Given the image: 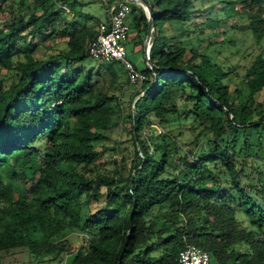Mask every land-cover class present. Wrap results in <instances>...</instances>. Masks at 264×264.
Here are the masks:
<instances>
[{"label":"trees","instance_id":"obj_1","mask_svg":"<svg viewBox=\"0 0 264 264\" xmlns=\"http://www.w3.org/2000/svg\"><path fill=\"white\" fill-rule=\"evenodd\" d=\"M48 1L0 0V70L13 72L0 80V264L63 260L73 230L85 240L67 264H178L188 245L212 264H264V0H240L254 46L219 78L210 45L199 53L179 40L204 1L146 0L152 68L139 86L120 63L88 56L99 22L76 12L85 4L64 0L58 12ZM103 1L106 12L115 5ZM128 4L135 38L146 35L147 13ZM34 39L65 47L36 57ZM128 86L140 93L125 115ZM125 117L128 138L105 145ZM106 152L115 158L104 173Z\"/></svg>","mask_w":264,"mask_h":264},{"label":"rangeland","instance_id":"obj_2","mask_svg":"<svg viewBox=\"0 0 264 264\" xmlns=\"http://www.w3.org/2000/svg\"><path fill=\"white\" fill-rule=\"evenodd\" d=\"M64 0H50L47 2V7L50 9H55L60 12L62 6L64 4ZM71 2V0H68ZM121 0H113L115 4L119 3ZM204 2H197L195 5V14L192 16L191 23L187 26L189 30V36L186 35L180 36L179 40L181 42H185L187 38H189L190 46L197 47L199 49V53L203 52V50L209 46L212 47L208 50V54L217 61V68L213 69V74L216 77H220L222 72L226 67L236 65L240 62V57L247 50L252 49L254 46V39L251 33L246 30L245 25L247 23V19L243 10V4L240 0H203ZM79 2L85 4L82 6H77L76 12H81L84 15H89L95 24L93 27L95 28L96 22L106 21L108 18L109 11L106 12L105 2L103 0H79ZM230 3V4H228ZM61 8V9H60ZM68 8V7H67ZM70 9V8H68ZM71 10V9H70ZM199 11H203L202 13ZM135 15V14H134ZM134 16L132 14L128 15L126 18V23L128 25V37L125 43L127 58L132 62L136 59H143V44L145 40V35L142 33L139 37L135 38V28H134ZM3 17H0V37L3 36L5 32V27L3 26ZM170 35V33H166ZM29 35L26 38L29 39ZM263 45H264V39ZM224 42V44H223ZM33 43L37 45V52L35 54L36 57H41L43 54H47L49 52L63 49L64 43L59 39H55L45 44H40L39 39H34ZM187 58L189 59L191 55L188 50H186ZM104 67L106 66V62L100 61ZM244 62V61H241ZM89 63L92 64L93 61L89 60ZM112 63V62H111ZM108 65V64H107ZM117 65V64H112ZM111 65V66H112ZM245 65V64H244ZM143 66V64H142ZM141 67V66H140ZM13 72H9L5 69L0 70V80L5 85H8L11 81ZM231 79L229 80V89L232 91L239 84V79L237 74H232ZM140 93L138 87L133 88L132 86L126 87L124 91V104L123 110L125 115L128 114V99L135 95L136 93ZM261 97H258V101L262 100ZM170 119H175V117H171ZM183 123V121H180ZM189 120L187 121V123ZM121 128H115L109 130L107 135L110 137L108 142H104L105 145L112 146L115 141L118 139L126 140L128 135L126 134V129L129 127V122L127 118L123 120L121 124ZM125 129V130H122ZM154 133L162 132L161 127L152 128ZM250 137L252 141L256 139V135L251 134ZM190 136L187 132H184L181 136L182 148L186 149V142L189 140ZM103 144V143H100ZM124 145H127L124 144ZM129 146V145H128ZM115 156L111 152H106L102 156L99 157L98 164L100 165L101 172L106 173L109 170H113V160ZM264 171V163H261V167ZM106 171V172H105ZM31 177L30 174H28ZM101 192L105 195V187L101 186ZM104 202L103 199L98 202H90V204L83 205V214L87 211L94 212L103 208ZM64 238H68L71 245V255L74 254L84 243L85 237L84 234L78 230L67 231ZM70 255V256H71ZM69 254L66 255L63 260L45 262L42 264H67L68 260H70ZM16 259L9 258L4 261L2 264H12V262L21 259L15 264H21V262H25V253L23 255H16Z\"/></svg>","mask_w":264,"mask_h":264},{"label":"built area","instance_id":"obj_3","mask_svg":"<svg viewBox=\"0 0 264 264\" xmlns=\"http://www.w3.org/2000/svg\"><path fill=\"white\" fill-rule=\"evenodd\" d=\"M126 1L112 5L107 20L97 24L96 35L87 47V54L93 60L120 63L127 74L129 85L139 86L145 80V74L127 58L125 48L129 31L126 18L131 10L128 1L138 4L139 0ZM178 264L212 263L207 252L195 245H188L180 252Z\"/></svg>","mask_w":264,"mask_h":264},{"label":"water","instance_id":"obj_4","mask_svg":"<svg viewBox=\"0 0 264 264\" xmlns=\"http://www.w3.org/2000/svg\"><path fill=\"white\" fill-rule=\"evenodd\" d=\"M138 4L143 7V9L147 13V17H148V26H147V31H146V35H145L144 44H143V53H144V58H145L147 65L150 68H152V64L149 60V49H150L151 35H152V31H153V20L151 18L149 4L146 2V0H139Z\"/></svg>","mask_w":264,"mask_h":264},{"label":"crops","instance_id":"obj_5","mask_svg":"<svg viewBox=\"0 0 264 264\" xmlns=\"http://www.w3.org/2000/svg\"><path fill=\"white\" fill-rule=\"evenodd\" d=\"M132 63L135 65V67L138 69V70H144L146 68V61L144 59V54H143V59H136L135 61H132ZM143 64V66H142ZM141 66V67H140Z\"/></svg>","mask_w":264,"mask_h":264}]
</instances>
